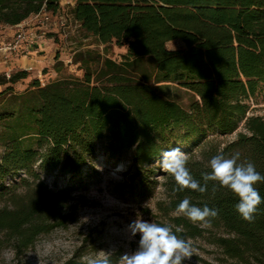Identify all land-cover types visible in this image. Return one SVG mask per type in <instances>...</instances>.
<instances>
[{
  "label": "trees",
  "instance_id": "1",
  "mask_svg": "<svg viewBox=\"0 0 264 264\" xmlns=\"http://www.w3.org/2000/svg\"><path fill=\"white\" fill-rule=\"evenodd\" d=\"M74 1L79 31L96 46H81L73 56L83 75L33 79L39 101L33 122L11 132L0 157V252L9 248L18 257L74 216L64 211L73 185L53 188L42 173L82 175L101 148L112 158L131 152L129 170L142 184L161 169V153L175 146L189 153L187 167L201 184L218 153L239 152L264 174V116L250 114V101L264 91V0ZM44 6L63 10L60 0H0V26L16 27ZM171 41L183 46L169 48ZM113 45L126 48L120 62L109 56ZM29 74L16 68L4 76L11 85L0 94ZM161 83L190 91L188 105L164 96ZM236 132L227 142L211 137ZM161 175L166 199L153 222L182 226L176 234L188 241L207 239L227 264H264V203L249 223L228 189L213 192L210 181L204 194L177 192L174 178ZM255 187L264 198V183ZM185 197L219 210L210 228L172 215ZM79 250L61 264H87Z\"/></svg>",
  "mask_w": 264,
  "mask_h": 264
},
{
  "label": "rangeland",
  "instance_id": "2",
  "mask_svg": "<svg viewBox=\"0 0 264 264\" xmlns=\"http://www.w3.org/2000/svg\"><path fill=\"white\" fill-rule=\"evenodd\" d=\"M60 5L68 14V23L66 27H61L57 19L59 14H54V24L45 38L48 43L43 51L44 61L38 62L36 59V62H28L29 76L0 94V157L11 132L15 129L20 131L33 122L32 111L39 106V101L31 89V81L39 78L42 83H48L70 74L81 77L83 70L73 63V56L81 46L92 49L96 47L92 44V38L84 37L79 31L78 23L71 14L73 6H64L61 2ZM15 31L16 27L0 26V39L12 37ZM182 46L180 41L168 43V47L172 49ZM125 52L124 46L113 45L109 56L120 62ZM145 65L147 69H151L148 62L145 61ZM4 76L9 79L5 74H0V92L11 85L3 79ZM159 85H162L160 92L164 96L184 106L188 105L193 96L190 91L175 83ZM250 102V114L264 116V91ZM8 125H12V131L7 130ZM242 129L243 127L239 131ZM236 135L237 132L211 137L227 142ZM194 151L198 153L199 149ZM185 153L189 156L188 152ZM130 154L131 152L123 157L112 158L101 148L82 175L66 176L59 171L43 172L42 179L53 188L73 185L74 199L70 202L71 206L64 207V211L73 212L74 216L67 226L42 236L36 246L24 256H16L9 248L3 250L0 252V264H61L79 249L86 261L87 258L96 257L99 251H111L115 264H118L122 254L134 252L138 248L140 235L133 237L129 225L138 218L153 222L158 214V202L164 201L166 194L162 186L163 170H156L150 180L142 184L140 177L129 170ZM189 241L195 252L184 264H227L218 248L207 239Z\"/></svg>",
  "mask_w": 264,
  "mask_h": 264
},
{
  "label": "clouds",
  "instance_id": "3",
  "mask_svg": "<svg viewBox=\"0 0 264 264\" xmlns=\"http://www.w3.org/2000/svg\"><path fill=\"white\" fill-rule=\"evenodd\" d=\"M189 157L180 146H175L161 153L160 167L170 174L175 181V191L185 189L204 194L208 191V183L214 182L213 192L219 188L231 191L239 202L235 209L240 217L252 223L255 221L259 206L264 203L258 189V183H264V174L257 171L254 162L241 160V154L235 152L230 156L218 153L209 161L210 171L203 172V184L193 177L187 167ZM219 210L207 205L198 207L185 197L180 201L174 216H184L201 228H210L211 220L216 218ZM175 228V231H173ZM131 235H140L138 248L131 253L119 257L118 264H184L190 260L195 249L190 241L179 237L182 226L161 225L137 219L129 225ZM111 251H99L94 258H87V264H112Z\"/></svg>",
  "mask_w": 264,
  "mask_h": 264
},
{
  "label": "built area",
  "instance_id": "4",
  "mask_svg": "<svg viewBox=\"0 0 264 264\" xmlns=\"http://www.w3.org/2000/svg\"><path fill=\"white\" fill-rule=\"evenodd\" d=\"M57 19L61 27L67 26L68 14L64 10ZM54 21V13L44 6L41 11L16 25L13 36L0 44V74L10 78L12 71L16 69L11 66V63L15 59L31 56L35 48L45 40ZM18 68L28 69L27 67Z\"/></svg>",
  "mask_w": 264,
  "mask_h": 264
},
{
  "label": "crops",
  "instance_id": "5",
  "mask_svg": "<svg viewBox=\"0 0 264 264\" xmlns=\"http://www.w3.org/2000/svg\"><path fill=\"white\" fill-rule=\"evenodd\" d=\"M61 4L62 5H66V4H71L72 6L75 4V1L74 0H60ZM48 43V40L45 39L43 40V42L37 46L35 48V50L32 52V57L30 58L29 57H22V58H18V59H15L12 63H11V66L13 68H18V67H27L28 66V62H31V61H35L36 62V59L38 62H43L44 60V57H43V54L46 49V44ZM27 64V65H26Z\"/></svg>",
  "mask_w": 264,
  "mask_h": 264
}]
</instances>
